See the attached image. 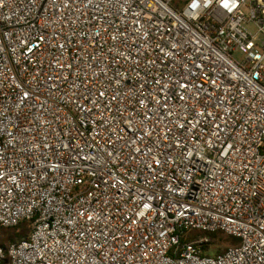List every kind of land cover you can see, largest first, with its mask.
I'll return each instance as SVG.
<instances>
[{
  "label": "built area",
  "instance_id": "built-area-1",
  "mask_svg": "<svg viewBox=\"0 0 264 264\" xmlns=\"http://www.w3.org/2000/svg\"><path fill=\"white\" fill-rule=\"evenodd\" d=\"M174 1L0 0V264H264V0Z\"/></svg>",
  "mask_w": 264,
  "mask_h": 264
},
{
  "label": "trees",
  "instance_id": "trees-1",
  "mask_svg": "<svg viewBox=\"0 0 264 264\" xmlns=\"http://www.w3.org/2000/svg\"><path fill=\"white\" fill-rule=\"evenodd\" d=\"M29 224H30L29 222H21L16 227L0 229V245L5 247L6 245H8V243L18 241L19 237L26 238L30 232ZM16 230H18V232H16ZM198 234H200V232L198 231L191 232L188 234L187 238L190 239L194 235H198ZM209 236L212 239V245L218 243H226L229 246H236L240 242L238 238L224 235L221 232L212 233L209 234ZM223 250L224 249L215 250L214 254L221 253ZM4 264H8V263H6L5 261Z\"/></svg>",
  "mask_w": 264,
  "mask_h": 264
},
{
  "label": "rangeland",
  "instance_id": "rangeland-1",
  "mask_svg": "<svg viewBox=\"0 0 264 264\" xmlns=\"http://www.w3.org/2000/svg\"><path fill=\"white\" fill-rule=\"evenodd\" d=\"M175 2V4L177 3V0H175L174 1ZM180 2H178V4H179ZM233 57H235V58H240L241 57V55H240V53L239 52H235L234 54H233ZM16 232H18V230H16ZM23 237H19V240H21ZM227 246H229L228 244H226V243H218V244H214L213 245V249L214 250H222V249H224V248H226Z\"/></svg>",
  "mask_w": 264,
  "mask_h": 264
}]
</instances>
